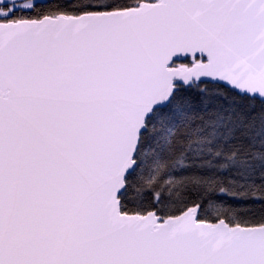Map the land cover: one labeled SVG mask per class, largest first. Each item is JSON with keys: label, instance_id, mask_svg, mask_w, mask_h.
<instances>
[{"label": "snow or ice", "instance_id": "snow-or-ice-1", "mask_svg": "<svg viewBox=\"0 0 264 264\" xmlns=\"http://www.w3.org/2000/svg\"><path fill=\"white\" fill-rule=\"evenodd\" d=\"M0 264H264V0H0Z\"/></svg>", "mask_w": 264, "mask_h": 264}]
</instances>
